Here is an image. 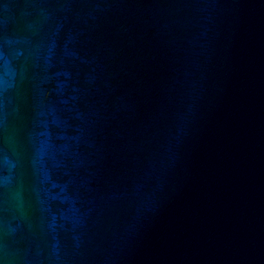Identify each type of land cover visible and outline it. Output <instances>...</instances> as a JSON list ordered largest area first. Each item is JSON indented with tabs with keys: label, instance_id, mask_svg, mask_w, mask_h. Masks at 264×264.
<instances>
[{
	"label": "water",
	"instance_id": "obj_1",
	"mask_svg": "<svg viewBox=\"0 0 264 264\" xmlns=\"http://www.w3.org/2000/svg\"><path fill=\"white\" fill-rule=\"evenodd\" d=\"M0 264H264V0H0Z\"/></svg>",
	"mask_w": 264,
	"mask_h": 264
}]
</instances>
